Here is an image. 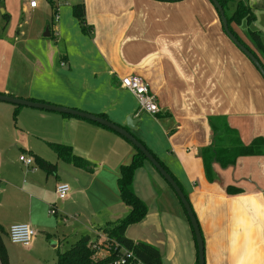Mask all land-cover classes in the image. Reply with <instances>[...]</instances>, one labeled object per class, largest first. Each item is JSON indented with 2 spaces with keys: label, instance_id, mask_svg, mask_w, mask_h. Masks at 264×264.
<instances>
[{
  "label": "crops",
  "instance_id": "0c3cea01",
  "mask_svg": "<svg viewBox=\"0 0 264 264\" xmlns=\"http://www.w3.org/2000/svg\"><path fill=\"white\" fill-rule=\"evenodd\" d=\"M78 1L85 8L83 25L73 5L63 6L57 22L52 16L44 21L48 36L34 31L10 50L0 49V93L93 113L122 127L131 117L130 132L187 196L203 238L204 264H264V155L240 157L225 168L214 162L209 173L201 157L213 138L210 117H224L248 143L244 131L259 126L264 105L263 77L226 35L214 7L208 0ZM246 1L253 10L264 7V0ZM38 8L25 4L22 11ZM130 74L148 82L159 116L140 111L136 97L120 86ZM15 109L0 101V227L10 244H4L8 264L17 249L44 250L58 232L56 220L66 223L67 213L77 217L74 242L82 233L90 240L104 236L101 227L129 211L117 178L120 165L136 152L127 139L91 120L27 106L18 107L14 119ZM49 143L70 146L91 169L60 159ZM21 154L41 157L56 169L48 173L35 162L27 167ZM146 162L135 171L133 187L147 213L125 235L158 248L162 264H196L197 245L183 206ZM58 182L70 186L65 199L56 196ZM21 222L38 232L29 247L8 241L10 225ZM53 245L58 255L60 240Z\"/></svg>",
  "mask_w": 264,
  "mask_h": 264
},
{
  "label": "trees",
  "instance_id": "16d2710c",
  "mask_svg": "<svg viewBox=\"0 0 264 264\" xmlns=\"http://www.w3.org/2000/svg\"><path fill=\"white\" fill-rule=\"evenodd\" d=\"M208 1L214 7L219 20L221 21L216 7L210 0ZM217 1L222 6L225 15L226 9H228L229 5L233 6L234 9L232 14L229 16L226 15L229 29L236 36V38L257 57L264 67V43L261 40L260 32L257 30L245 31V35L251 45L249 46L241 40V38L231 28L232 23L236 25L241 24L243 21L247 24L251 23L255 19L253 8L246 0ZM72 8L73 15L83 25L85 19V8L83 3H76L72 6ZM1 15L6 21H8L9 15L6 11L1 13ZM18 107H20V105H16L13 116L14 119L16 118ZM156 116H159V113H157ZM209 122L213 138L209 145L202 148L203 150L201 152V157L207 173L212 171V164L214 162L218 163L220 167L225 168L233 166L240 157L264 155V136L257 135L252 138L250 142L244 143L239 136L238 130L231 127L224 117L212 116L209 118ZM49 146L60 159L86 170L91 169L90 162L75 155L70 146L62 143H49ZM146 161L149 162L143 153L136 148V152L132 156L130 162L120 165L117 186L120 198L129 207V211L119 219L106 222L101 227V230L108 236L109 243L117 244L118 248H125L128 251H131L135 262L139 261L142 264H162L161 254L158 248L143 241H135L125 235L126 228L131 224L140 222L147 213V205L136 194L133 187L135 171L142 167ZM34 162L48 173H52L56 169V165L54 163L46 161L38 156L34 158ZM159 162L167 170L165 165H163L161 161ZM227 192L237 193L240 192V189L228 187ZM2 232L3 229L0 227V258L2 260V264H8L5 246L2 239ZM94 241L95 240H90L88 235L81 236L68 249L58 252L55 264H111L113 260H115L117 252L109 250V253L106 255H100L92 248Z\"/></svg>",
  "mask_w": 264,
  "mask_h": 264
},
{
  "label": "rangeland",
  "instance_id": "374dc122",
  "mask_svg": "<svg viewBox=\"0 0 264 264\" xmlns=\"http://www.w3.org/2000/svg\"><path fill=\"white\" fill-rule=\"evenodd\" d=\"M78 2H79L78 0H69L70 6ZM42 3H43L42 6L39 7L38 10H35L33 12H27V11L23 12L22 8L25 4H27V0H0V8L4 7L6 13L9 15L8 21H6L5 18L1 15V11H0V49L1 50H3V48L5 50H10V48H12L13 45H15L18 40H23L27 35H32L34 31L41 32L40 35L44 33V30L42 29L44 26V21L46 19L51 18V11H49L48 7L44 4V2ZM233 9H234L233 6L229 5L228 9H226V15L227 16L231 15ZM253 12L255 14V19L251 23L247 24L245 21H243L241 24L236 25L235 27L243 37H246L245 31L247 30L259 31L261 34V40L264 43V7H259L257 9H254ZM260 111H262L260 113L262 115L261 116L259 115L257 117V120L258 121L260 120L259 126L255 128L253 131L250 130L248 133L247 130L244 131L246 136L245 140H249V139L251 140L253 138L252 137L253 134L264 136V105H262L261 103H260ZM229 125L231 126L232 124ZM49 151L53 153L52 150ZM146 163L147 165H149V169H151L154 175H156L158 178L159 177L162 178V176L149 162ZM74 216H75L74 213H70V214L67 213L66 223H64L61 220L60 221L56 220L58 232L57 234L55 233V235L52 238L47 239L48 243L46 244L44 243V250L40 249L39 251L24 253L19 249H17L16 251H13L12 257L10 258V264H55L57 250L56 247H54L53 245L54 241L60 240V247L58 251H63L64 249L69 248L77 238L75 235L76 232H73L75 228L72 227V226H77L75 225V223H77V217ZM32 228L34 229V227ZM34 231H35V235H34L35 237L38 235V232L36 229H34ZM61 234H63V236ZM82 235L83 233L81 235L79 234L78 236H82ZM43 241L46 240L44 239ZM3 243L6 246L10 245L4 236H3ZM102 254L103 253H100V255Z\"/></svg>",
  "mask_w": 264,
  "mask_h": 264
},
{
  "label": "water",
  "instance_id": "95a60500",
  "mask_svg": "<svg viewBox=\"0 0 264 264\" xmlns=\"http://www.w3.org/2000/svg\"><path fill=\"white\" fill-rule=\"evenodd\" d=\"M160 1H179V0H160ZM212 4L216 7L217 11L219 12L222 27L226 35L229 37V39L244 53V55L252 62V64L256 67V69L259 71L261 76L264 79V67L261 64V62L257 59V57L248 49L246 48L237 38L236 36L231 32L228 26L227 18L225 15V12L220 5V3L217 0H210ZM49 31L46 27L43 36H48ZM0 101L8 102L14 105H20V106H27V107H33V108H39V109H45L50 111H55L59 113L69 114L73 116L82 117L88 120H91L93 122H96L100 125H103L114 132L118 133L125 139H127L135 148L139 149L143 155L146 157V159L150 162V164L157 170V172L162 176V178L168 183V185L172 188L176 196L178 197L180 203L183 206V209L187 215V218L189 219L190 225L192 227V231L195 237V242L197 245V264H204V243L202 234L198 225V221L196 219V216L194 215V212L192 210V207L184 194L182 188L179 186V184L176 182L174 177L162 166V164L158 161V159L147 149V147L139 141L131 132L130 129L134 128V120L129 117L126 121V126L122 127L108 119H105L99 115L81 111L78 109L65 107L61 105H55L50 103H45L41 101H34L31 99H25L21 97H15L12 95L0 93Z\"/></svg>",
  "mask_w": 264,
  "mask_h": 264
},
{
  "label": "built area",
  "instance_id": "2783aa9c",
  "mask_svg": "<svg viewBox=\"0 0 264 264\" xmlns=\"http://www.w3.org/2000/svg\"><path fill=\"white\" fill-rule=\"evenodd\" d=\"M42 2L49 7L53 22L59 20L61 7L70 5L69 0H27L26 6L28 9H35L43 4ZM120 86L129 90L136 97L140 111L147 112L153 116H156L157 113L160 112L156 95L152 92L148 82L142 76L137 74L125 75L120 79ZM18 159L27 167L34 164V158L29 155L21 154ZM69 192L70 186L68 183L58 182L56 184L55 193L58 199H65ZM49 213H56L55 205H50ZM34 235V229L26 222L14 223L10 225L8 229L9 241L22 245L23 247H29L31 245ZM92 248L96 250L98 254L103 253L102 255L109 253V250L117 252L116 258L111 264H142L139 261L135 262L133 260L134 257L131 251H128L125 248H118L117 244L109 243V238L106 234L102 237L96 238L92 244Z\"/></svg>",
  "mask_w": 264,
  "mask_h": 264
}]
</instances>
